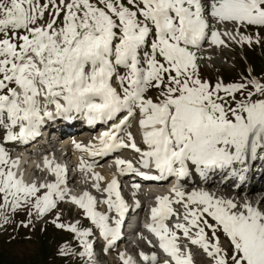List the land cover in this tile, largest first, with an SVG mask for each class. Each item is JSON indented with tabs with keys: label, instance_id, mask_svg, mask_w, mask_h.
Masks as SVG:
<instances>
[{
	"label": "snow or ice",
	"instance_id": "1",
	"mask_svg": "<svg viewBox=\"0 0 264 264\" xmlns=\"http://www.w3.org/2000/svg\"><path fill=\"white\" fill-rule=\"evenodd\" d=\"M49 6L54 10L51 19L38 24ZM229 23L237 28L264 27V0H47L43 5L40 0H0V126L6 130L4 139L27 142L37 136L44 117L53 116L49 105H54L56 116L66 119L72 113H83L90 124L111 121L126 111L118 124L100 134L98 147L91 143H76L75 147L90 157L130 147L140 153L143 168L154 167L159 172L149 175L130 160L118 158L115 165L121 175L179 179L188 175L191 164L202 178L216 170H227L230 178L243 183L246 155L264 150V84L255 78L248 80L253 91L236 100V93L244 95L245 83H217L212 87L197 73V51L202 43L223 45L221 35L236 39L231 31L221 33L217 28ZM20 30L23 34H18ZM149 38L150 52L142 58ZM245 41L250 42L251 37L240 35L238 42ZM120 67L126 70L124 74L119 73ZM114 77L119 81V91L112 86ZM150 88L161 90L155 100L146 95ZM257 95L260 98L253 99ZM226 97H231L235 107ZM137 111L142 142L147 145L143 151L131 132L127 133L129 143L118 135ZM14 127L19 131H13ZM16 163L0 146V208L9 204L13 210L27 207L29 215L34 209L39 217L64 199L66 189L60 187L64 183L63 166L53 167L45 158V166L56 179L37 186L35 182L25 183L22 175L17 177L12 171ZM79 167L87 172L93 165L82 157ZM92 176L97 182L104 179L98 172ZM93 187L99 188V183ZM139 187L132 184L133 189ZM41 189L46 191L41 194ZM172 190L174 198L156 197L152 223L147 227L175 264H191V257L180 254L177 232L165 223L169 216L178 215L173 203L182 204L184 209V222L175 223L173 228L203 248L213 264H264V198L254 203L196 190L185 200L186 194L178 185ZM103 192L107 198L99 202L120 217L113 220L115 227L109 224L106 213L95 210L97 200L87 191L70 200L84 209L102 235L111 237V244L118 236L127 205L115 175ZM208 218L215 223L210 224ZM56 227L76 233L85 248L81 255H90L91 246L84 240L87 230H78L75 224L56 223ZM192 228L197 229L195 236L190 235ZM205 228L211 229V238ZM221 230L230 241V257L216 235ZM141 256L144 260L157 259L154 253ZM121 259L123 264H133L123 254Z\"/></svg>",
	"mask_w": 264,
	"mask_h": 264
},
{
	"label": "rangeland",
	"instance_id": "2",
	"mask_svg": "<svg viewBox=\"0 0 264 264\" xmlns=\"http://www.w3.org/2000/svg\"><path fill=\"white\" fill-rule=\"evenodd\" d=\"M46 2L47 0H40L41 5H43ZM58 2L59 0H57V3ZM124 2L126 3L127 0H124ZM129 7L131 6L129 5ZM53 11L54 10L51 8V6H49V8L45 10L43 18L38 20L37 23L38 24L47 23L51 19L50 13H52ZM239 28L244 36L251 37V41L238 42L239 39L237 41H230L225 39V44H227L229 47L225 49L221 48L222 57L219 58L220 61L211 62L209 64L198 62L197 73L202 81L203 79L209 80L210 81L209 84L212 87H214L217 83H222L223 85H228L231 83H245L247 85V88L245 90L244 95H241L239 92L235 94L236 100H243L244 97L247 95V91H253L252 85L247 83L248 80L255 78L257 81L264 84V27L261 26L252 27L247 25V26H240ZM18 34H23V30H20ZM8 35L11 36L12 32L9 31ZM2 38H3V34L0 33V39ZM150 43H151V38H149L148 43L144 46L141 52L142 58L144 56V53L150 52ZM214 51L215 54H217L216 49H214ZM144 66L146 67V65ZM205 70H207V74ZM125 71L126 70L124 68L122 67L119 68L120 74H124ZM11 86H15V85H11ZM112 86L119 89V81L115 77L112 80ZM160 91L161 90L157 88H150L146 93V95L155 100L160 95ZM220 94L224 95L223 92H221ZM258 98H260L258 95L253 97V99H258ZM226 99L229 101L232 107H235V102L232 101L231 97H226ZM41 101H42L41 104L43 105L42 98ZM136 113L137 115H135V119L138 118L139 112L137 111ZM5 120H6V114H5ZM13 130H16L15 127L13 128ZM5 135H6V130L2 126H0V146H3L5 150L9 152V150H7V147L3 144V142H6V140L4 139ZM1 137L3 139H1ZM138 156H140V154H138ZM8 157H11L9 153H8ZM33 175L36 176L37 173H34ZM87 180H88L87 183H92V184L97 183V182L95 183V180L93 178L91 179L88 177ZM100 186H99L100 189L96 187L95 188L102 190L104 186L103 187ZM86 191L88 193L91 192L90 190H86ZM90 194H92L96 198L100 196L101 198L104 199L107 198L104 197V195H100L97 192L95 193L91 192ZM172 197L174 198V196ZM2 203H3V197L2 195H0V204ZM98 203L99 201L97 200L96 206L100 208V205ZM175 204L176 203H173L172 207H175ZM177 205L178 207L181 208V210L184 211L182 204H177ZM78 206L79 205L75 203H71V207L69 209L67 208V206H63V207L58 206L51 213L47 214L44 217L42 216L38 217L37 215L34 216V214H32L33 212L32 210H31L32 211L31 215L28 216V213L23 210H17L14 213H11L10 206H8L7 208H0V241L6 235L12 232H15L14 235L16 236L17 239L21 237L31 238L29 237L28 234L30 233L28 232H32L34 233L36 238L34 237L32 239H27L24 241V243L21 244L24 247V250L21 249L20 251L21 254L23 252L26 254H31L34 251V248L38 246V244H40L42 248L46 247L47 248L46 250L50 253V254L48 253L47 257L37 258L34 264H45L46 262L50 264H88V263L91 264L90 262H92L95 264L93 257L89 259L88 257L89 254L81 255V253L85 252V248L84 245L81 243L80 237H78L76 233H74L73 237L69 238L68 241L67 240L64 241L63 238H66V234L62 233V231H64L63 228L57 227L58 230H56L54 226H50L47 229L45 228L49 222L53 223V221H55L56 223H62L65 225L75 224L78 230L81 231L87 230L89 233L91 231L89 229H83V227L87 225L92 226V233L95 236H97L98 239L92 242V240L89 241L84 237V240H86L89 245L91 244L93 245V243L94 244L96 243L97 249H100V247L102 246V244H100V239L102 240V242L105 241V236L101 234L99 227H97V225H95L92 222V220H90L85 215V212L82 210V208ZM78 211L80 213H78ZM101 213H106L109 216V210L106 204H104V207L101 208ZM183 213L181 214L182 215L181 217L174 215L171 222L177 223L183 221ZM73 215L75 216L73 217ZM31 216H32V219H30L32 221L31 224L29 225L27 224L28 226L24 225L26 224L25 223L26 217H31ZM27 219L30 222L29 218ZM113 219H114L113 214L111 213L109 220V224L111 226L113 224ZM208 220L210 224L215 223L213 220H211V218H208ZM77 222L78 224H76ZM29 227H31L33 231L28 229ZM179 231L180 234L183 235V232L181 230ZM196 231H197L196 228H192L190 230V235L195 236ZM205 232L209 238L212 237L211 229L205 228ZM44 234H46V236H44ZM216 235L217 237H219L221 248H223L226 251L227 255L230 257L232 255V247L230 245L229 239L226 237V235L223 233L222 230L218 231ZM11 242H12V238H11ZM121 246L122 244H120L119 247L117 246V249H120ZM180 247H182L181 244ZM198 249L199 251H201L202 254L199 253L200 256L196 264H213V259L206 254L203 248L198 246ZM124 252L126 253V257H130L133 262V258H132L133 254L131 252L127 253L124 250H121L119 253H115L114 251H109L105 255V261L98 260L97 262L99 264H105V262H108V264H117V263L119 264L121 263L119 262L121 260V254ZM3 263L19 264V261L4 259ZM229 264H231L230 261Z\"/></svg>",
	"mask_w": 264,
	"mask_h": 264
},
{
	"label": "bare ground",
	"instance_id": "3",
	"mask_svg": "<svg viewBox=\"0 0 264 264\" xmlns=\"http://www.w3.org/2000/svg\"><path fill=\"white\" fill-rule=\"evenodd\" d=\"M217 28L220 30L221 33H223L225 30H227V31H231L233 33V35L236 36L235 40H231L227 36L221 35V39H223L224 41H225V39L226 40H230V41H237L240 38V35H243V33L241 32L240 28H237L235 25H233L231 23L217 25ZM227 47H229L227 44H223V45H218L217 46V45H210V43L207 42V41L202 43L200 50L197 51V56H198L197 63L199 62V63L209 64L211 62H219L220 61L219 58L222 57L221 56V48L225 49ZM214 49H216V51H217L216 53L217 54H215ZM200 59H201V61H200ZM17 90L19 91V89H17ZM119 90L120 89H117V91H119ZM132 117H133V119L131 120L132 124H131L129 129L131 131L133 129L138 130L139 134L141 136V130H140L139 124H138L140 116L138 114V118L137 119H135L134 116H132ZM135 120H137V121L134 123ZM135 142H136V144H138L140 146V144L137 143V141H135ZM126 143H128V142L126 141ZM141 143H143V142H141ZM6 145H8V144H6ZM146 149H147V145L144 144V148H142L141 150L143 151V150H146ZM16 154H17V156H16L14 161H17V163L14 166V170H12V171H14L16 173L17 177H20L22 175L23 180H24L25 183H30L29 182V180L31 178L30 176L32 175L33 172H37V175L38 174H42V173L46 175V174H48L50 172V174L55 177V173L49 171L48 167L45 166V158H47V157L34 158V159H30V160L26 161L24 156H21V154H19V152H17ZM126 154H127V152H126ZM138 154H140V153H138ZM82 157L88 163H93V161H90L88 158L84 157V152H78L73 158V160L76 161L75 162V166H74L75 170L76 169L80 170L79 164H80V160H81ZM119 157L120 156H116L115 159H117ZM246 158H247V160H251L253 158V156H252L251 153H249V154L246 155ZM115 159H114V157L111 158L108 162L105 163V165L107 164V166H111L112 162L114 163ZM47 160H49L52 163L53 167L56 164H58L57 162H55V160H53L51 158L50 159L47 158ZM104 161H106V159H104ZM98 164H99L98 166H94L92 164L93 165L92 169L90 171H87V172L83 171L82 174L86 173L85 176L89 175L91 177V179H92L93 178L92 174L94 172L100 173V175L103 176L104 179L101 180V181H98V182L95 181V183L96 182L99 183V186L101 185L100 187H103L104 185H105L104 187H106L107 183L111 180L112 176L113 175L116 176V173H115V171L110 170L111 167L110 168H103V166H101L100 163H98ZM59 165L62 166V164H59ZM213 173H214V177H213ZM195 174L199 175V173L195 169V166L189 164V172H188L187 176L181 177L179 179L175 178L174 180H172L170 182V184H175L176 183L179 186L180 190L185 192V194H186V196L184 198L185 200L187 198V194L191 193L192 191H196V190L208 191L210 193H214L216 196H223V197H226V198H232V199L239 200V201H243L244 199H247V200H249L251 202H254V203L256 201L261 200V198H264V185H261V183L253 184L251 182L250 183L251 186L250 185L247 186V187L241 186L242 184H245L247 181L250 180V177H248V175H251V173L248 170V166H247L246 180L243 183H240V182H238V181H236V180H234V179H232L230 177L226 178L227 180H224V176L223 175L219 176L214 171L210 172L209 175L207 176V178L199 177L198 179H193L191 181H188V177L193 176ZM78 175H79V172L76 173L75 176L72 177V178L64 179V183L61 184L60 187L62 189H66L65 193L70 194V195H74L76 197H79L80 195L83 194L84 191L82 189H85L87 187V185L84 184V180H80L78 178ZM116 178H117V176H116ZM184 178H187V179L185 181H183ZM259 178H260V176H258V180H257L258 182L260 181ZM55 179H56V177H55ZM262 180H264V178ZM51 182H54V181H51ZM66 183H68V184H70L72 186H75V188L70 189L69 187H66V185H65ZM77 185H80L82 187V189L81 188H76ZM161 188H163V187L162 186L157 187V191H160ZM136 191L137 190L133 189L132 187L129 189V192H130L131 195H137ZM40 192H42V191L40 190ZM146 192L150 193L152 191L146 190ZM170 193L172 195H175L173 190H171ZM166 195L168 196V192L166 194H164L163 196H166ZM113 199H114V197H113ZM98 204L100 205V208H98V206L97 207L95 206V210L98 211V212H101V208L104 207V204L100 203V202ZM155 206L156 205L152 204L151 209L153 207H155ZM262 206H264V205H262ZM151 209L149 211L150 212V219H151ZM138 214H140V213L138 212L137 214H135V216H137ZM151 222H152V220H151ZM110 239H111V237H110ZM104 242H107L106 244H108L109 243V237L108 238L105 237V241ZM188 242L191 243L190 241H188ZM124 246H125V244L122 243L121 248H123ZM122 254H123L125 259L129 258V257H126V253L125 252L122 253ZM90 263L94 264L92 262H90ZM95 264H96V262H95ZM162 264H167V263H162Z\"/></svg>",
	"mask_w": 264,
	"mask_h": 264
},
{
	"label": "trees",
	"instance_id": "4",
	"mask_svg": "<svg viewBox=\"0 0 264 264\" xmlns=\"http://www.w3.org/2000/svg\"><path fill=\"white\" fill-rule=\"evenodd\" d=\"M50 223H48V225L45 227L46 229L49 228L50 226H54L57 229L55 223H51V224ZM14 233L15 232L9 233L0 241V264H7V263H3L4 259H9L13 261L18 260L19 264H34L37 258L47 257L49 253L46 250L47 248L46 247L42 248L40 244H38V246L34 248V251L31 254H26L24 252L21 254L20 252L21 249L24 250V247L21 244L24 243V241L27 239H32L34 237L36 238V236L32 232H28L30 233L28 235L31 238L21 237L17 239ZM62 233L64 232L62 231ZM55 234H56V231H55ZM70 235H71V232H69L68 234L66 233V238H63V239L66 240L67 238L70 237ZM44 236H46V234H44ZM10 237L12 238V242H11ZM45 264H50V263L46 262Z\"/></svg>",
	"mask_w": 264,
	"mask_h": 264
}]
</instances>
